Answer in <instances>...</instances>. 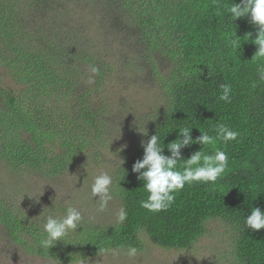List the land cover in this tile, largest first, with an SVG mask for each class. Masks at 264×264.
<instances>
[{"label": "trees", "instance_id": "obj_1", "mask_svg": "<svg viewBox=\"0 0 264 264\" xmlns=\"http://www.w3.org/2000/svg\"><path fill=\"white\" fill-rule=\"evenodd\" d=\"M114 1L144 36L147 56L154 59L157 54L171 65L166 74L154 73L164 107L150 115L147 135L126 152L123 167L113 175L112 195L126 209V222L113 227L82 222L64 242L44 250L39 240L45 221L27 218L10 199L0 200V226L9 239L35 256L77 264L105 253L99 248L122 250L133 245L142 252V235L164 250H188L207 234L209 222L220 220L236 233L237 264H264V229L254 231L245 224L252 208L264 212V81L257 74L264 58L253 60L258 46L251 42L258 28L250 16L233 23L226 15H215V2L242 0ZM49 2L0 1V69L13 84L0 83V166L8 173L22 171V176L28 171L60 176L71 172L87 152L103 148L98 131L102 113L86 94L81 105L71 97L76 69L70 65L75 67V61L87 54L84 45L71 44L79 30L70 25L72 31L65 38L62 29L68 23L51 26L50 20L56 22L63 13L55 5L59 0ZM235 33L241 39L238 51L228 46ZM224 84L232 87L230 103L219 99ZM218 124L238 131L237 141L220 139ZM185 126L194 127V140L201 131L212 136L204 154L222 150L228 166L215 183L186 185L167 211L149 212L140 206L148 195L144 182L132 170L144 156L142 141L160 133L164 154L170 156L167 145ZM202 147L182 149L183 160Z\"/></svg>", "mask_w": 264, "mask_h": 264}, {"label": "rangeland", "instance_id": "obj_2", "mask_svg": "<svg viewBox=\"0 0 264 264\" xmlns=\"http://www.w3.org/2000/svg\"><path fill=\"white\" fill-rule=\"evenodd\" d=\"M1 1V0H0ZM49 2L48 5H52ZM55 3L63 15L57 21L68 23L62 29L65 38L73 29L79 30L70 39L76 47L83 46L88 54L75 61V82L71 97L82 104L86 94L89 102L100 110L103 117L98 126L103 148L87 152L82 161L77 160L69 172L60 176L44 177L38 172H5L0 166V200H12L27 218L46 222L48 216L61 218L67 207H77L82 222L99 227L119 224L117 213L120 204L109 201L105 211L98 210L97 198L91 194L94 178L107 172L112 179L123 167L126 152L143 137L146 123L152 113L163 108L164 97L154 73L166 74L170 63L154 54L147 56L144 36L135 28L114 0H59ZM53 17L55 14H52ZM46 22V20H45ZM47 29V28H46ZM96 55L91 59L90 55ZM89 60V61H88ZM92 60V61H91ZM90 66H97L99 74L93 76ZM3 73V75H2ZM3 79V80H2ZM13 86L0 69V83ZM18 90L19 87L14 86ZM10 200V201H11ZM145 249L129 258L125 250L103 253L86 258L77 264H237L234 255L236 233L228 224L217 220L207 224V234L188 250H164L151 244L142 235ZM0 264H65L49 257H38L9 239L0 226Z\"/></svg>", "mask_w": 264, "mask_h": 264}, {"label": "clouds", "instance_id": "obj_3", "mask_svg": "<svg viewBox=\"0 0 264 264\" xmlns=\"http://www.w3.org/2000/svg\"><path fill=\"white\" fill-rule=\"evenodd\" d=\"M215 2V0H214ZM215 15L217 17L226 15L233 23L241 18H251V23L258 28L257 36L251 42L258 46V51L253 60L264 58V0H242L241 3H230L221 5L215 2ZM248 38H251L249 34ZM228 46L233 50L241 48V39L236 37V33L228 39ZM89 71L93 76L99 74L97 66H90ZM257 74L260 81H264V64H258ZM222 94L219 99L231 102L232 87L229 84L221 85ZM173 114V113H172ZM172 114H169L171 117ZM155 121V120H152ZM194 127L179 128V137L176 141L167 145L170 156L164 154L165 146L161 142L160 133L152 135L145 143L142 141L144 156L142 160H137L133 165V172L138 174V179L144 182V189L148 193L147 199L140 201V206L149 212L160 213L167 211L175 202L179 192L184 190L186 185L194 182L215 183L225 172L228 166V156L218 150L214 155H205L203 148L213 142V137L206 132L193 139L192 130ZM139 131L144 135L147 132ZM217 136L224 142L237 141L240 133L232 130L224 124L216 127ZM193 144L202 145V150L195 152L190 158L183 160L182 149ZM179 166V167H178ZM182 167V171L179 168ZM113 179L107 173L97 175L91 184V194L96 199L98 210L103 212L107 209L112 195ZM83 216L77 207L69 206L61 218L48 216L43 225L44 236L39 240V247L49 250L57 242L65 241L69 232H75L81 228ZM127 220V211L121 207L117 213V221L120 224ZM248 229L259 231L264 229V212L259 208H252L250 214L245 218ZM100 252H112L116 254L118 250L109 248H99ZM140 254V249L133 245H128L125 255L134 258Z\"/></svg>", "mask_w": 264, "mask_h": 264}]
</instances>
